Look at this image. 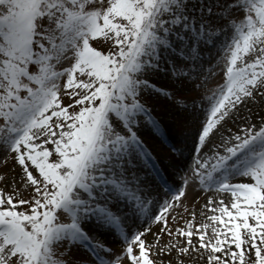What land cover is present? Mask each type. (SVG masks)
Here are the masks:
<instances>
[{
  "label": "snow or ice",
  "instance_id": "snow-or-ice-1",
  "mask_svg": "<svg viewBox=\"0 0 264 264\" xmlns=\"http://www.w3.org/2000/svg\"><path fill=\"white\" fill-rule=\"evenodd\" d=\"M0 264H264V0H0Z\"/></svg>",
  "mask_w": 264,
  "mask_h": 264
},
{
  "label": "rangeland",
  "instance_id": "rangeland-1",
  "mask_svg": "<svg viewBox=\"0 0 264 264\" xmlns=\"http://www.w3.org/2000/svg\"><path fill=\"white\" fill-rule=\"evenodd\" d=\"M177 95H189L187 93H183V92H177ZM175 106L172 105L166 98H160L158 100V102L156 104L153 105V115H155L157 118H159L162 122V124L164 125V127L167 129L170 125V117L166 114L167 110L169 108H174ZM145 136H147L148 134H144ZM153 142V140H152ZM159 148L157 151H155L153 153L154 156H156L157 158V163L162 167L165 168L166 164L162 163L160 160V157L163 153L170 151L167 148V145L160 142V144L158 145ZM191 195V194H190Z\"/></svg>",
  "mask_w": 264,
  "mask_h": 264
},
{
  "label": "bare ground",
  "instance_id": "bare-ground-1",
  "mask_svg": "<svg viewBox=\"0 0 264 264\" xmlns=\"http://www.w3.org/2000/svg\"><path fill=\"white\" fill-rule=\"evenodd\" d=\"M144 134H148V133L145 132ZM152 140H153V142H152ZM152 140H151V143H152V144H155V145H159L160 142H162L160 139H157V138H155V137H153ZM226 195H227V194H226Z\"/></svg>",
  "mask_w": 264,
  "mask_h": 264
}]
</instances>
